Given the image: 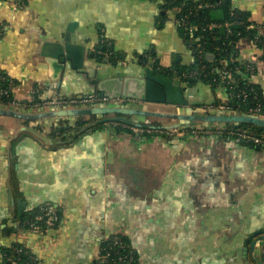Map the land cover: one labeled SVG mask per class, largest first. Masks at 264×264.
Returning <instances> with one entry per match:
<instances>
[{
	"label": "crops",
	"instance_id": "0c3cea01",
	"mask_svg": "<svg viewBox=\"0 0 264 264\" xmlns=\"http://www.w3.org/2000/svg\"><path fill=\"white\" fill-rule=\"evenodd\" d=\"M228 1L251 26L264 23V0ZM23 2L15 7L0 0V70L15 82L16 101L32 91L40 98L89 94L95 76L133 74L139 65L178 73L195 64L176 9L164 11L158 0ZM69 27L72 42L86 50L84 67H66L53 80L42 51L61 43ZM105 46L121 54V62L99 58ZM235 51L237 61L252 65L248 79L264 103L262 52L248 37ZM186 95L189 106L176 112L206 115L217 112L226 91L193 78ZM145 107L173 111L167 104ZM75 126V117H0V263L19 244L32 264H94L106 237L120 235L140 264H260L264 147L192 129L176 140L120 123ZM45 203L57 206L59 220L54 231L37 235L24 223Z\"/></svg>",
	"mask_w": 264,
	"mask_h": 264
},
{
	"label": "water",
	"instance_id": "95a60500",
	"mask_svg": "<svg viewBox=\"0 0 264 264\" xmlns=\"http://www.w3.org/2000/svg\"><path fill=\"white\" fill-rule=\"evenodd\" d=\"M224 11L214 9L210 11V19L212 21L222 20ZM196 23L193 22L192 26ZM228 28L237 27L236 24H230ZM216 28V27H214ZM220 33L226 32L225 25L217 27ZM185 29V28H184ZM181 29L180 32L185 30ZM72 29L68 28L65 32L61 43L45 46L42 54L45 55L51 79L55 80L60 76L66 67L70 70H80L84 67L85 48L82 45L75 44L71 39ZM185 36L195 37L197 31L188 32ZM208 62H213L214 55L210 52L205 54ZM140 68L133 74H122L117 72L114 76L100 78L95 76L91 80L93 90L89 94H81L75 96L96 95L102 96L109 100H121L119 104L113 102L96 103L88 105H78L75 107H60L39 110H23L17 107L1 105L0 117H11L17 120H39L43 118H68L81 116H94L98 119L96 123L90 124H112L120 123L127 126L144 129H160L165 132L169 130L181 131L186 129L183 135H174V139H183L190 134L189 130H203L210 127H224L225 125L248 124L251 126L264 129V117L248 112L238 110L217 109L215 113H207L206 115H195L190 113L179 112H160L147 109L146 104H167L179 108L187 107L190 104L186 95L191 89L193 78L187 81L183 79L181 74L167 73L156 70L151 66L139 65ZM219 73L217 64L214 65ZM179 72V70H177ZM118 103V102H117ZM145 105V106H144ZM135 116H144L146 118L175 120L173 124L157 126L151 124L148 120L138 122L133 120ZM203 122L205 126H198L197 123ZM89 126H86L89 128ZM84 127V128H86ZM156 133L160 136H170L167 133ZM138 134V133H137ZM237 140V139H236ZM239 141V140H237ZM240 142V141H239ZM261 240H264L262 236ZM256 245L255 241L251 242V246ZM260 264H264V242L261 247Z\"/></svg>",
	"mask_w": 264,
	"mask_h": 264
},
{
	"label": "trees",
	"instance_id": "16d2710c",
	"mask_svg": "<svg viewBox=\"0 0 264 264\" xmlns=\"http://www.w3.org/2000/svg\"><path fill=\"white\" fill-rule=\"evenodd\" d=\"M17 1L19 7L24 5L23 0ZM158 1H160L159 5L164 11L172 8L176 9V20L181 22L182 27L191 26L193 22L196 23L193 26V29L197 31V34L195 37H189V41L191 44L190 46L194 53L195 64L188 72H185L184 69H179V74H188L190 72L195 73L191 77L185 78V81H187L189 78H200L210 81L213 84L221 85L226 91V97L225 100L220 104L224 105L229 110L247 112L250 105H253L257 102L264 104L261 93L257 89L256 85L249 82L248 77L251 75V71L246 69L248 63L237 61L235 51V46L238 40L244 37H248L251 40H254V45L262 52L260 55V59L263 58L264 32H259V30L255 26H251V24L246 20L243 14L241 15L236 10L231 8L228 0ZM215 8L223 9L224 18L222 19V22L236 24L237 27L228 28V30H226V32L224 33H220L218 28L209 27L208 24L210 22H215L210 19V11ZM208 52L214 55L213 62L206 61L205 54ZM101 57L103 58V60L114 64L121 62V60L123 59L122 55L113 50L111 46L103 49V53L99 55V58ZM200 60L205 65V75L201 70H199ZM215 64H217L218 69L222 72V74H219L216 71L214 67ZM166 72L170 73L168 70ZM221 75H223V78L221 77ZM14 85L15 82L12 81L2 70H0L1 105L10 106L14 101H16L13 95ZM4 91L6 92L3 93ZM240 91H244L247 93V97L244 101L241 100V97H237V94ZM94 118L95 117L93 116V119ZM63 119L66 118H61V120ZM84 123L85 122L81 120V117H75L76 126L73 128H77ZM225 127H231L233 129L246 128L257 135L264 136V129L248 124H227L225 125ZM62 128L63 130H65L69 127L65 125L64 127L62 126ZM59 130L60 129H58V131ZM197 134H199V132ZM145 135L154 136L156 134ZM38 208H36L35 211L31 213L28 220L24 223V226L26 228L32 216L38 211ZM116 236H118L128 246V248L130 247L134 252V257L131 264H140L137 254L134 248L130 245V242L120 235ZM102 248V252L104 253L106 250L105 242H103ZM29 257L30 254L19 244H16L11 249L5 251V258L0 264H32ZM94 264H96V262Z\"/></svg>",
	"mask_w": 264,
	"mask_h": 264
},
{
	"label": "built area",
	"instance_id": "2783aa9c",
	"mask_svg": "<svg viewBox=\"0 0 264 264\" xmlns=\"http://www.w3.org/2000/svg\"><path fill=\"white\" fill-rule=\"evenodd\" d=\"M15 4V7L18 6V1L17 0H12ZM211 6V5H209ZM178 24L181 26V22L177 21ZM230 24L229 22H222V23H217V22H210L208 24L209 27L214 28L218 27L221 25H225L227 30ZM186 30H189L188 32H191L193 29V26H188L185 28ZM259 32H264V23L259 25L257 27ZM200 59V58H199ZM262 62H264V56L261 58ZM252 65L248 64L246 66V69H251ZM199 70L203 72L205 75V65L202 63L200 60L199 63ZM195 72H190L188 75L181 74L183 79L187 77H191ZM175 74V73H173ZM179 74V72H178ZM219 74H222L220 71ZM223 78V75H221ZM4 91L3 93H5ZM232 95V94H231ZM237 97H241V100L244 101L245 98L247 97V93L244 91H240L237 94ZM108 102H113V103H120L121 100H109L105 97L102 96H96V95H87V96H51L48 98H40L36 93L33 91L31 92L29 98L23 100V101H14L10 106L12 107H17L19 109L23 110H39V109H51V108H60V107H75L78 105H88V104H96V103H108ZM217 109H227L222 104H217ZM248 113L252 114H257L259 116L264 117V104L262 103H255L253 105H250L248 107ZM124 127L130 129L131 131L141 134L144 131L146 132H152L154 133H164L165 131L159 130V129H144V128H136L133 126H127L125 124H122ZM170 131V130H169ZM193 132L196 133H213V134H218L222 136H227L230 138H235L239 140L240 142L247 143V144H252L256 146H262L264 147V136L263 135H257L250 130L246 128H241V129H233L231 127H210V128H205L203 130H193ZM165 133H169L168 131ZM59 219L58 215V208L55 204L53 203H45L41 205L38 208V211L32 216L31 220L27 224V229L37 235H44L48 232L54 231L57 227V221ZM105 242V252L103 253V248L101 245V248L99 250L98 255L96 256L95 262L96 264H131L133 261L134 257V252L132 249L128 246L116 235H111L106 237V239L103 241ZM107 247V248H106ZM113 253V254H112ZM114 255V256H113Z\"/></svg>",
	"mask_w": 264,
	"mask_h": 264
},
{
	"label": "rangeland",
	"instance_id": "374dc122",
	"mask_svg": "<svg viewBox=\"0 0 264 264\" xmlns=\"http://www.w3.org/2000/svg\"><path fill=\"white\" fill-rule=\"evenodd\" d=\"M171 73H173V72H171ZM0 106H1V104H0ZM176 108L177 107L172 106L171 110H173V111H169L168 113H173L174 111L176 112ZM81 120L85 122L84 124H86V126H89L90 124L96 123V121H98L96 118L93 119V116H84V117H81ZM159 121L163 122V123H165V122H168V123L175 122V120H163V119H159ZM89 128H90V126H89ZM168 132H169L168 134H170V135H177L179 133V131H175V130H170ZM153 134H155V133H153Z\"/></svg>",
	"mask_w": 264,
	"mask_h": 264
},
{
	"label": "flooded vegetation",
	"instance_id": "af4514ba",
	"mask_svg": "<svg viewBox=\"0 0 264 264\" xmlns=\"http://www.w3.org/2000/svg\"><path fill=\"white\" fill-rule=\"evenodd\" d=\"M129 130V129H128ZM186 132V131H185ZM154 133V131H152V132H146V131H144L143 133H141V135H145V134H153ZM243 143V142H242ZM136 251V250H135Z\"/></svg>",
	"mask_w": 264,
	"mask_h": 264
}]
</instances>
